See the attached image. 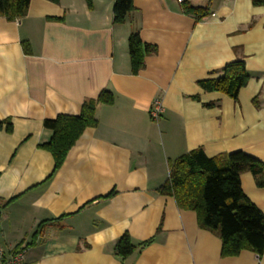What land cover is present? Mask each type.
<instances>
[{
	"label": "crops",
	"instance_id": "obj_1",
	"mask_svg": "<svg viewBox=\"0 0 264 264\" xmlns=\"http://www.w3.org/2000/svg\"><path fill=\"white\" fill-rule=\"evenodd\" d=\"M189 1L210 14L195 21L178 0H133L114 23V0L90 8L85 0H30L23 17L0 16V119L11 122V131L0 129L5 253L23 249L22 264H264V251L221 257L219 237L198 226L195 212L157 192L168 163L196 147L207 156L242 150L264 163V7ZM134 30L156 46L135 74ZM238 58L249 79L237 100L199 88V79ZM104 88L113 102L96 105V124L52 173L53 156L40 147L52 133L43 120L78 114ZM155 98L163 105L157 119L148 112ZM240 182L264 214V187L249 172ZM124 232L134 243L151 241L121 258L113 246Z\"/></svg>",
	"mask_w": 264,
	"mask_h": 264
},
{
	"label": "trees",
	"instance_id": "obj_2",
	"mask_svg": "<svg viewBox=\"0 0 264 264\" xmlns=\"http://www.w3.org/2000/svg\"><path fill=\"white\" fill-rule=\"evenodd\" d=\"M30 0H0V16L7 20L23 17ZM57 2L58 0H49ZM92 6V0H85ZM183 12L191 15L195 21L210 14L208 6L194 5L189 0L179 1ZM253 5L264 7V0H251ZM134 9L133 0H114L112 16L114 23H121ZM49 19L61 20V17L48 16ZM22 47L28 52V43ZM130 70L137 73L144 66V58L156 52V46L141 40L138 31L128 36ZM217 77H205L197 81L199 88L206 92L218 91L234 100L241 87L248 79L249 73L242 59L226 62L220 68ZM197 99L198 96H193ZM113 94L102 89L97 97L82 102L80 112L76 115L59 113L53 118L43 120V126L51 130L50 138L40 144L48 150L54 160L52 173L61 165L69 148L74 144L86 127L96 124L95 107L97 104H111ZM256 104V97L253 98ZM214 105L207 103L206 106ZM11 131L9 119H0V129ZM168 175L157 188V192L172 196L178 208L194 211L200 228L215 233L220 241V256H236L242 250H249L260 256L264 251V214L244 194L240 175L251 173L255 183L264 187V163L242 151L207 156L201 147L184 152L168 163ZM113 191L105 196H110ZM8 200L3 201L0 207ZM38 230V228H37ZM36 230V231H37ZM34 232V234L36 233ZM151 239L134 243L127 232L122 233L114 242L115 255L125 258L147 245Z\"/></svg>",
	"mask_w": 264,
	"mask_h": 264
},
{
	"label": "built area",
	"instance_id": "obj_3",
	"mask_svg": "<svg viewBox=\"0 0 264 264\" xmlns=\"http://www.w3.org/2000/svg\"><path fill=\"white\" fill-rule=\"evenodd\" d=\"M162 111L163 105L161 100L159 98H155L148 110L150 117L157 119ZM23 255L24 251L21 248L11 250L8 253H5L4 250L0 248V264H22Z\"/></svg>",
	"mask_w": 264,
	"mask_h": 264
}]
</instances>
